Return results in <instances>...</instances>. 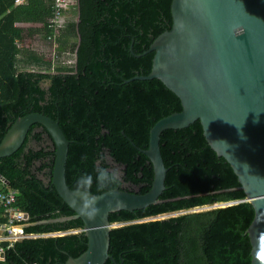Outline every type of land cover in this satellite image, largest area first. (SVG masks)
<instances>
[{"label": "trees", "instance_id": "trees-1", "mask_svg": "<svg viewBox=\"0 0 264 264\" xmlns=\"http://www.w3.org/2000/svg\"><path fill=\"white\" fill-rule=\"evenodd\" d=\"M51 4L27 0L15 6L14 0H0V141L18 117L41 113L57 120L69 141L65 178L70 189L146 193L153 169L140 150L148 148L151 127L181 111V104L159 80L135 77L151 70L154 53L144 52L170 29L171 0H75L77 19H68L66 12L61 34L66 41L56 53L68 49L74 59L54 67L21 46L26 35L46 41ZM19 24L39 27L26 31ZM49 141L46 130L34 124L22 146L0 158V175L28 215L24 231L38 235L10 247L0 242V264H64L86 250L82 221L59 220L74 212L51 185ZM159 144L168 169L162 202L109 215L119 226L109 234L115 263L105 264H250L246 229L253 208L230 165L208 146L199 122L165 130ZM99 169L116 170L118 182L98 183ZM82 175L91 178L86 190L76 186ZM228 202L233 203L193 211ZM170 213L178 215L158 218Z\"/></svg>", "mask_w": 264, "mask_h": 264}, {"label": "water", "instance_id": "water-1", "mask_svg": "<svg viewBox=\"0 0 264 264\" xmlns=\"http://www.w3.org/2000/svg\"><path fill=\"white\" fill-rule=\"evenodd\" d=\"M170 14V29L144 52L154 53L149 74L135 77L159 80L181 104V111L151 127L148 148L140 150L153 169L146 193L114 188L94 195L70 189L65 178L69 141L58 121L41 113L18 117L0 141L3 158L22 146L34 124L50 137L48 144L54 146L51 185L74 212L59 220L80 219L87 239L86 250L64 264L115 263L109 255V234L119 225L111 224L109 215L162 202L168 169L160 151L161 134L196 121L208 146L232 168L253 208L246 229L250 264H264V0H171Z\"/></svg>", "mask_w": 264, "mask_h": 264}, {"label": "built area", "instance_id": "built-area-1", "mask_svg": "<svg viewBox=\"0 0 264 264\" xmlns=\"http://www.w3.org/2000/svg\"><path fill=\"white\" fill-rule=\"evenodd\" d=\"M51 17L48 20L49 32L46 42L51 45L52 58H57L58 35L62 34L65 21V12L69 9L71 0H50ZM27 0H14V5L25 4ZM28 216L16 206V192L0 175V241L7 242L8 247L23 239L35 238L38 235L26 233L24 222ZM0 254L3 248L0 247ZM3 257H0V260Z\"/></svg>", "mask_w": 264, "mask_h": 264}, {"label": "rangeland", "instance_id": "rangeland-1", "mask_svg": "<svg viewBox=\"0 0 264 264\" xmlns=\"http://www.w3.org/2000/svg\"><path fill=\"white\" fill-rule=\"evenodd\" d=\"M70 6H71V8L69 10V13L67 14V17H69L68 19L76 20L77 15H76L75 0H71L69 7ZM63 26H64V24H63ZM63 29L64 28H62V30ZM61 32L63 34L64 30ZM65 41H66V38L63 35L61 37V34H59L58 35V44H57L58 52L60 50V46L62 45V42H65ZM67 41L71 43V42H76L77 40L74 38H70V39H67ZM32 42H31V40H28V41L26 40L23 43L24 45H22V47L29 48L30 46H32V44H33ZM33 47L37 48L36 53H38L40 56H42L43 58H46V60H48L52 63V67L56 66L57 63H59L61 61L67 62V64L73 62L74 54L71 53L68 49H66L65 53H60V54L58 53V55H59L58 58H52L51 45L48 44L45 40L43 41L42 38H37L35 40V43L33 44ZM30 49H31V47H30ZM31 69H32V67H31ZM33 69L37 70V66L33 67ZM51 72H53V70H51ZM215 206L220 207L218 204H216V205H211V206L199 207V208L194 209L193 211L208 210V209H211ZM175 215H178V213L164 214L162 216H159L158 218H168V217L175 216ZM73 232H77V231H73Z\"/></svg>", "mask_w": 264, "mask_h": 264}, {"label": "clouds", "instance_id": "clouds-1", "mask_svg": "<svg viewBox=\"0 0 264 264\" xmlns=\"http://www.w3.org/2000/svg\"><path fill=\"white\" fill-rule=\"evenodd\" d=\"M90 177L87 175H82L79 177L76 181V186L78 189H84L86 190L90 183ZM98 183H114L118 182L119 180V174L116 170L108 171L105 169H99L96 176Z\"/></svg>", "mask_w": 264, "mask_h": 264}, {"label": "crops", "instance_id": "crops-1", "mask_svg": "<svg viewBox=\"0 0 264 264\" xmlns=\"http://www.w3.org/2000/svg\"><path fill=\"white\" fill-rule=\"evenodd\" d=\"M71 7V6H70ZM70 7H69V9L66 11V12H69V10H70ZM66 12H65V14H66ZM19 27H21V28H23L24 30H28V29H31V28H37V27H39V25H34V24H19L18 25ZM37 38H42V36L41 35H38V34H32V35H26V37H25V39L23 40V42L21 43V46L22 45H24L23 43L27 40H31V42L34 44L35 43V40L37 39ZM42 40L44 41V39L42 38ZM33 44H32V46H30L31 47V49L32 50H34L35 52L37 51V48H35V47H33ZM29 47V48H30ZM44 59H46V58H44ZM0 242H4V241H0Z\"/></svg>", "mask_w": 264, "mask_h": 264}, {"label": "flooded vegetation", "instance_id": "flooded-vegetation-1", "mask_svg": "<svg viewBox=\"0 0 264 264\" xmlns=\"http://www.w3.org/2000/svg\"><path fill=\"white\" fill-rule=\"evenodd\" d=\"M49 143V142H48Z\"/></svg>", "mask_w": 264, "mask_h": 264}]
</instances>
